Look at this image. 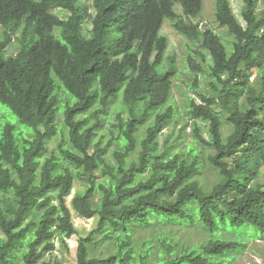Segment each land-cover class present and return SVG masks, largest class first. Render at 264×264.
<instances>
[{
  "label": "trees",
  "instance_id": "1",
  "mask_svg": "<svg viewBox=\"0 0 264 264\" xmlns=\"http://www.w3.org/2000/svg\"><path fill=\"white\" fill-rule=\"evenodd\" d=\"M242 2L245 25L230 0H215L216 20L234 38L229 50L195 22L203 0H0V101L18 118L0 111V264H39L56 239L68 249L78 232L67 204L77 179L91 187L73 199L75 210L99 221L80 238L75 264H230L231 253L247 245L235 237L264 240V183H256L257 164L264 165V0L262 10L259 0ZM167 20L212 58L214 94L198 91L205 104L190 98L196 139L212 148L209 162L221 176L210 190L197 178L202 165L194 149L186 156L160 149L173 119L176 75L174 60L163 70ZM21 28L20 50L7 56ZM120 97L119 134L105 144L100 131ZM59 114L67 137L48 156L61 134ZM197 120L209 122V141ZM225 122L233 128L227 137ZM153 219L200 224L212 236L177 254L169 244L171 259H151L138 254L135 233ZM98 233L116 241L106 257L91 256Z\"/></svg>",
  "mask_w": 264,
  "mask_h": 264
},
{
  "label": "rangeland",
  "instance_id": "2",
  "mask_svg": "<svg viewBox=\"0 0 264 264\" xmlns=\"http://www.w3.org/2000/svg\"><path fill=\"white\" fill-rule=\"evenodd\" d=\"M230 2L238 19L245 25L241 15L243 6L242 0H230ZM259 9H263L261 0H259ZM177 10L179 13L181 12V7L179 5L177 6ZM91 11L94 12V9L92 8ZM59 13L65 18L68 16L67 12ZM195 22L200 24L201 30L210 29L216 32L230 50L234 38L228 30L222 27L216 20L215 0H203L202 13ZM22 29L23 28L15 34L13 41L8 44L6 48L7 56H16L18 54L20 50L18 36ZM89 30L90 24L87 22L84 31L87 33ZM3 33V27L0 25V41L4 37ZM162 34L168 37L169 40V46L163 61V70H167L174 60L176 64V75L172 85L171 98L173 119L160 135V149L165 152L170 150L173 153L181 151L185 156L190 153L191 149H194V156H199L202 165L201 173L197 178L207 190H210L215 184L221 181V176L217 170L212 168L209 162V156L213 152L212 148L199 144L196 139V121L190 114V98H194L197 104H205L198 94V91L208 96L214 94L212 78L210 76L212 58L210 53L203 49L198 42H194L188 37L179 34L169 20L164 23ZM250 82L252 84L256 82V75L250 78ZM60 95L65 101L66 92L61 90ZM119 99L118 103L110 110L107 120L103 123V129L100 131L101 139L105 144L110 143V140L114 139L119 134L117 114L119 112H124L122 97ZM213 108L216 111L221 110L219 105H213ZM0 111L6 112L10 115V119L14 123H18V118L1 101ZM222 114L223 121H225L226 115L224 113ZM197 122L201 126L203 138L209 141L211 139L209 122L202 120H197ZM58 125L61 134L57 135L48 144V156L54 151H57L58 145L63 137H67L68 130L63 124L62 114L58 116ZM146 130L147 127H143L138 134L139 147L133 158H137L138 152L141 150L140 143ZM232 131V126L225 122L223 125L224 136L227 137ZM115 144L116 145L113 146L112 149L118 146L119 142L116 141ZM256 169V175L258 177L256 183H264V165L259 162ZM90 187L91 184L86 179H77L71 194L67 197V204L71 209L73 222L78 231L76 235L68 240V249L60 240L56 239V249L52 252L45 253L39 264L44 262L55 264L56 260H59L62 264H75L74 253L80 238L87 237L97 227L99 221L98 217L86 219L80 216L73 206V199L84 195ZM36 216L41 218V214L38 212ZM223 234L229 238L232 237L230 233L223 232ZM0 235L5 242L6 238L1 229ZM211 236V233L200 224L190 226L182 223L163 222L158 219H153V221L145 227H139L135 233L138 254L150 252L151 259L156 260H158L160 256L171 259L184 248H192L206 243ZM234 239L247 242V245L245 248L231 253L233 260L230 264H264V240L250 237H235ZM96 241L98 244L91 246V256L106 257L115 250V239L103 241V235L98 233ZM169 244L172 245V249L175 252L173 256L170 255L171 247H169Z\"/></svg>",
  "mask_w": 264,
  "mask_h": 264
}]
</instances>
